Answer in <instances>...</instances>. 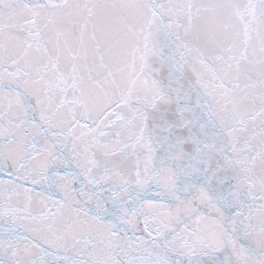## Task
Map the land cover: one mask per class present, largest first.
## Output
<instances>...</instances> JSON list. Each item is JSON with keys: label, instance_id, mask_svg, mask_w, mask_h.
Returning <instances> with one entry per match:
<instances>
[{"label": "snow or ice", "instance_id": "1", "mask_svg": "<svg viewBox=\"0 0 264 264\" xmlns=\"http://www.w3.org/2000/svg\"><path fill=\"white\" fill-rule=\"evenodd\" d=\"M0 264H264V0H0Z\"/></svg>", "mask_w": 264, "mask_h": 264}]
</instances>
